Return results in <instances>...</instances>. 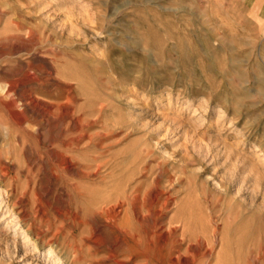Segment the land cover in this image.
I'll return each instance as SVG.
<instances>
[{"label": "rangeland", "instance_id": "374dc122", "mask_svg": "<svg viewBox=\"0 0 264 264\" xmlns=\"http://www.w3.org/2000/svg\"><path fill=\"white\" fill-rule=\"evenodd\" d=\"M156 220L264 264V0H0V264H174Z\"/></svg>", "mask_w": 264, "mask_h": 264}, {"label": "bare ground", "instance_id": "6f19581e", "mask_svg": "<svg viewBox=\"0 0 264 264\" xmlns=\"http://www.w3.org/2000/svg\"><path fill=\"white\" fill-rule=\"evenodd\" d=\"M112 194L114 195L115 193L112 192ZM111 200H112V198H111ZM123 206H124V202L123 201H120V200L114 201L112 203H109V204L103 206L101 208L100 212H101V216L103 217V219H105L111 225L115 226L116 230L120 229V230H122V231H124V232H126L128 234V230L130 228V224H129L130 221H129L128 215L126 213H123L124 212L122 210ZM150 207H149V209H150ZM150 210H152V209H150ZM158 226H159V224H158V221L156 220V222L154 223V228H152L150 230V232H148V235L151 236L150 239L156 238V242H158V244H157L158 245V250H159V252H160V254L162 256L163 255L164 256H170L173 259L174 264H182L183 260L186 261L185 259H182L180 257V255L179 256L178 255H173L172 253L167 251L166 247H167V244L169 243L170 236H169L168 233H166V234H164V233L158 234L156 232ZM160 228H162V227H160ZM178 231H179V229H178ZM184 232H187V231L185 230ZM128 238H129V236H128ZM125 242H127V244L129 245V248L134 253L137 252L136 245H135L134 242H130L129 239L128 240L126 239ZM150 245L151 244H149L148 246H150ZM185 264H191V261L188 260V263L186 261Z\"/></svg>", "mask_w": 264, "mask_h": 264}]
</instances>
